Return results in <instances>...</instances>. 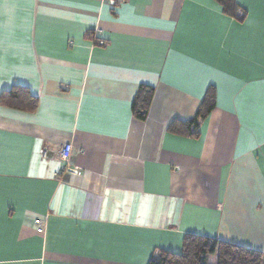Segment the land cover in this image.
<instances>
[{
    "label": "crops",
    "instance_id": "crops-1",
    "mask_svg": "<svg viewBox=\"0 0 264 264\" xmlns=\"http://www.w3.org/2000/svg\"><path fill=\"white\" fill-rule=\"evenodd\" d=\"M235 3L0 0V95L35 100L0 104V264H148L186 235L264 254V0ZM209 89L198 138L170 133Z\"/></svg>",
    "mask_w": 264,
    "mask_h": 264
},
{
    "label": "trees",
    "instance_id": "trees-1",
    "mask_svg": "<svg viewBox=\"0 0 264 264\" xmlns=\"http://www.w3.org/2000/svg\"><path fill=\"white\" fill-rule=\"evenodd\" d=\"M222 8L223 13L237 20L238 6L235 0H214ZM153 89L140 86L131 105L135 118L144 120L146 117ZM27 100L35 104V100L26 89L16 87L0 95V104L7 107H18L17 100ZM214 107V95L211 89L206 93L195 117L188 122H173L168 130L170 133L185 137L198 138L200 122ZM148 264H264L262 252L232 245L226 242L205 237L186 235L182 239V248L179 254L162 250L155 251Z\"/></svg>",
    "mask_w": 264,
    "mask_h": 264
},
{
    "label": "built area",
    "instance_id": "built-area-1",
    "mask_svg": "<svg viewBox=\"0 0 264 264\" xmlns=\"http://www.w3.org/2000/svg\"><path fill=\"white\" fill-rule=\"evenodd\" d=\"M71 144H66L64 145L61 150L58 153V159L62 164H67L69 161V158L71 156ZM34 226L36 227V232L38 233H43L44 232V225L45 222L41 218H35L34 221Z\"/></svg>",
    "mask_w": 264,
    "mask_h": 264
}]
</instances>
